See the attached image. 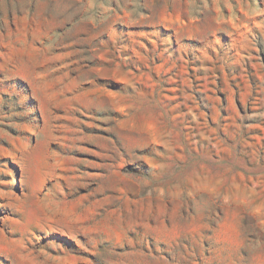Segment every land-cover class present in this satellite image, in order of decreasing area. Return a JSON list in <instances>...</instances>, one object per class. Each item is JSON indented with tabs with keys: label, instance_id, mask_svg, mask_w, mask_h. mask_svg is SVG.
<instances>
[{
	"label": "rangeland",
	"instance_id": "obj_1",
	"mask_svg": "<svg viewBox=\"0 0 264 264\" xmlns=\"http://www.w3.org/2000/svg\"><path fill=\"white\" fill-rule=\"evenodd\" d=\"M0 264H264V0H0Z\"/></svg>",
	"mask_w": 264,
	"mask_h": 264
}]
</instances>
